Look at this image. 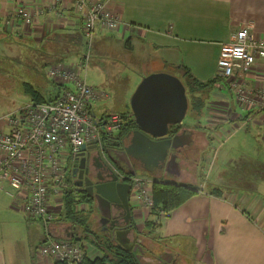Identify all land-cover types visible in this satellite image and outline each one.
I'll list each match as a JSON object with an SVG mask.
<instances>
[{
    "label": "crops",
    "instance_id": "crops-1",
    "mask_svg": "<svg viewBox=\"0 0 264 264\" xmlns=\"http://www.w3.org/2000/svg\"><path fill=\"white\" fill-rule=\"evenodd\" d=\"M102 1L121 15L122 22L114 30L100 32V43L109 48L114 45L133 47L136 41L147 43L165 52L162 54L165 65L176 68L185 64L195 77L212 79L216 76L215 64H218L221 43L230 39L232 27L236 23H249L257 35L264 37V0ZM20 6L28 9L41 8L44 12L30 24H26L15 19L14 11ZM8 19H11L10 24L7 23ZM79 30L85 35L83 19L74 7V0H0V49L4 53V49H10L12 53L9 57L16 59L19 55L17 52L27 54L25 48L19 44L20 39L28 40L31 48L34 45L31 56L34 52L40 59L35 72L44 76L48 74L50 82L51 64L62 65L61 54L80 53ZM194 55L206 57L203 60L205 63L195 68L191 62ZM84 57L85 60L80 55L74 61L85 65L89 55L85 54ZM46 64L51 66L45 67ZM250 74V83L253 86L264 84V59L257 61ZM221 83L224 84L220 81L208 94L204 114L199 118L201 127H195L197 119L194 117L183 122L195 136L192 174L179 181L173 180V176L169 174L156 177L148 173L153 182H190L189 178H194L199 169L198 160L203 158L199 151L202 152L203 148L211 144L215 138L213 132L222 137L227 136L228 139L238 130H244L247 133L254 132L264 140V110L256 112L239 104L228 83L225 82L223 86ZM34 85L39 87V84ZM65 86L73 89L71 84ZM62 87L57 90L58 93L62 92ZM0 129L5 132L9 130L8 123L1 118ZM201 142L202 147L198 146ZM102 157L105 161L106 155L102 154ZM122 159L126 161V157L119 158L121 165ZM68 168L72 169V164ZM131 168L127 166V170L131 171ZM119 169L125 176L127 171ZM138 169L143 170L140 167L134 170ZM134 175L138 176L137 173ZM7 189V184L0 187V264H54V259L42 258L37 252L31 251V237L24 221L27 215L14 203L13 198L6 192ZM248 197L244 193L226 191H223L222 196H217L209 188L206 190L200 187L197 193L173 210L170 217H163V225L158 229L160 236L157 244L171 240L175 246L184 247L182 250L192 246L195 249L196 262L202 264H264V226L244 206ZM131 198L136 210L135 220L143 228L150 216V210L134 192ZM59 211L52 224L51 236L73 239L78 229L60 220L61 210ZM45 237L44 235L43 240ZM82 246L90 257L101 255L99 250L88 243H82ZM167 247L178 260V254L168 244L163 248Z\"/></svg>",
    "mask_w": 264,
    "mask_h": 264
},
{
    "label": "built area",
    "instance_id": "built-area-1",
    "mask_svg": "<svg viewBox=\"0 0 264 264\" xmlns=\"http://www.w3.org/2000/svg\"><path fill=\"white\" fill-rule=\"evenodd\" d=\"M74 7L83 19L89 45L103 30L121 25V15L102 0H74ZM43 12L41 8L20 6L14 14L18 22L30 24ZM259 59H264V37L257 35L249 23H236L230 39L221 43L215 76L228 83L239 104L256 112L264 110V84L253 86L250 71ZM49 75L59 77L61 83L71 84L73 89L63 88L55 101L30 102L19 111L20 116H8L9 130L0 129V187L7 184L6 192L14 203L29 219L44 224L46 237L38 247L40 257L82 264L86 255L82 245L51 236L57 211L62 209L66 176L72 170L68 167L84 144L95 143L106 155L105 139L120 131L124 119L120 113L94 116L93 103L107 94L81 78L76 70L57 65L50 68ZM61 159L67 160L68 166ZM131 182L135 195L151 211L153 181L134 175Z\"/></svg>",
    "mask_w": 264,
    "mask_h": 264
},
{
    "label": "rangeland",
    "instance_id": "rangeland-1",
    "mask_svg": "<svg viewBox=\"0 0 264 264\" xmlns=\"http://www.w3.org/2000/svg\"><path fill=\"white\" fill-rule=\"evenodd\" d=\"M78 33L81 35V47L78 49L80 53L68 54L66 52L61 54L63 63L60 66L76 70L77 74L81 78L86 79L89 84L98 90L106 92L107 95L105 97L93 103L92 113L96 118H101L110 113L128 112L134 91L142 79L150 73L168 72L178 77L181 76V73L174 66H168L163 63L162 54H165V52L159 51L147 43L136 41L133 47L124 48L123 46L114 45L109 48L100 43L98 34L94 37L93 43L89 48V45L87 46L88 38L85 37L81 30ZM32 48H34V45ZM1 49L0 118L5 123H8V116H20L19 111L21 108L30 103L29 95L23 90L24 80L39 84L38 88L43 90L46 96L52 90V94H57L58 89L49 81L47 72L45 73L47 78L44 74L38 75L35 72L38 69L40 59L34 52L32 56H25L24 53L17 52L19 55L16 59H13L9 57L12 53L10 49H4L5 53ZM80 54L89 55L85 65L74 61ZM28 58L31 59V80L22 70V67L26 68L24 65L29 62ZM180 58H182V55H180ZM205 59L206 57L203 55H194L191 62L197 68L196 66L205 63L203 61ZM217 71L218 64L216 62L215 73ZM26 74H29V72ZM50 77L61 81L57 76ZM196 78L201 81L209 80L208 77ZM210 91H213V89L205 88L203 93L205 101ZM190 118V115H186L184 122H188ZM213 133L215 138L211 141V144L203 148L202 152L199 151L203 158L198 160L200 166L195 177L189 178L190 182L184 183L199 185L206 190L214 186H220L226 192L244 193V196H249L244 206L264 226V140L260 135H256L254 132L247 133L244 130H238L233 135H230L228 139H226L227 136L222 137L217 132ZM61 162L64 166L69 164L64 159H61ZM137 174L151 179V176L146 171L137 170ZM80 207L84 208V205H80ZM24 221L31 237V251L39 253L38 247L45 235L44 224L37 219H27V217ZM59 239L73 240L64 237H59ZM75 242L80 245L83 243L81 241ZM144 243L148 246L146 250L148 253L144 257L142 256L143 263L145 259L149 258L148 254L151 250L164 249L163 247L166 244L178 254V264L197 263L195 249L192 246H187L186 249L182 250L184 247L175 246L171 240L161 241L159 244L153 240L152 244H148L147 238L144 239Z\"/></svg>",
    "mask_w": 264,
    "mask_h": 264
},
{
    "label": "trees",
    "instance_id": "trees-1",
    "mask_svg": "<svg viewBox=\"0 0 264 264\" xmlns=\"http://www.w3.org/2000/svg\"><path fill=\"white\" fill-rule=\"evenodd\" d=\"M16 42H18V40ZM19 44H21L25 48L24 50L27 51L25 56H31V44H29L28 40L20 39ZM80 55L81 59L85 58V54ZM27 60H29V62L24 65L26 68L22 67V70L23 73L26 76H29L31 80V59L28 58ZM51 65L57 66L58 63H52ZM47 66H49V64L45 65V67ZM175 69L181 73L179 78L186 87L189 100L187 115L197 119L195 127H201V121L199 118L203 116L206 106V101L204 99L205 95L203 94L204 90L206 87L212 89L220 80L218 77H214L207 81H201L194 76L191 69L185 64H180ZM27 72H29V74H26ZM51 79L52 83L56 86V89L59 90L62 86V88H67V86H65V84L61 83L60 81H57L53 78ZM23 90L27 95H29L30 102L34 103L53 102L60 95V93L52 94V90L49 91L50 94L46 96L44 92L39 90L34 85V83L26 80L23 81ZM120 114L124 119L122 128L108 140L105 139V146H107L109 149L122 147L126 135L138 128L132 113L131 106L128 112ZM183 125L184 123L170 125V136L178 133ZM129 173L133 174L132 170L129 171ZM69 183L70 184H68V188L64 191L63 204L59 219L74 225L78 229L73 240L88 243L101 253L100 256L93 258L87 255L88 253L86 252L85 259L82 264H138L134 254L130 249L121 244L118 240L109 238L101 230V227L97 225V222L95 223L93 220V213H95L97 209L94 205V201L87 196L76 195L74 190L71 188L70 181ZM199 190L200 187L198 185L190 183L178 184L170 180H154L152 184L153 208L150 211V216L144 223L145 230L149 231V234L155 240H157L160 236L158 229H160L163 225V217H170L173 210L181 206ZM209 191H211L213 195L217 196H222L223 194V189L220 186L211 187L209 188ZM80 205H84V208L80 207ZM162 250V248L151 250L148 254L149 258L145 259V261L148 264H163L160 258H158L160 257V252ZM146 253L148 252H145V254ZM54 264L66 263L55 260Z\"/></svg>",
    "mask_w": 264,
    "mask_h": 264
},
{
    "label": "water",
    "instance_id": "water-1",
    "mask_svg": "<svg viewBox=\"0 0 264 264\" xmlns=\"http://www.w3.org/2000/svg\"><path fill=\"white\" fill-rule=\"evenodd\" d=\"M128 41L129 38L126 39V42ZM188 107L186 87L178 76L168 72H154L146 75L131 97V109L138 128L129 132L122 148H113L114 152L123 154L130 166H132L129 160L131 155L145 162L151 160L153 165L160 166L159 162H162V174L179 175L181 170L177 154H172L168 158V153L171 148L180 149L190 145L193 141V132L179 131L170 138L166 136L170 134V125L183 124ZM95 147H97L95 143L89 146L84 144L82 151L72 163L73 173L77 175L80 170L81 176L86 174V184L90 188L93 187H91L92 181L88 176L91 173V152L89 150ZM132 173L133 175L137 173L133 166ZM132 190L133 184L116 180L110 186V192H107L103 186L97 185L96 195L98 199L106 201L109 216H111L112 210L120 209L122 200L123 204L129 208L128 195ZM97 209L103 214L100 201ZM123 232L119 229L117 234ZM127 248L132 251L138 264H144L142 260L144 250L140 242H137L134 247L128 246Z\"/></svg>",
    "mask_w": 264,
    "mask_h": 264
},
{
    "label": "flooded vegetation",
    "instance_id": "flooded-vegetation-1",
    "mask_svg": "<svg viewBox=\"0 0 264 264\" xmlns=\"http://www.w3.org/2000/svg\"><path fill=\"white\" fill-rule=\"evenodd\" d=\"M181 131L185 132H190L188 127H186V124L183 125V127L180 129ZM173 135L170 136L168 134L166 137H172ZM194 136V133H193ZM195 137V136H194ZM158 139V138H155ZM195 139V138H194ZM195 141L185 147H182L180 149H173L171 148L168 153V158L172 154H177V160L180 163V174L179 175H172L173 180H179L181 181L184 179L185 176L191 175L193 172V156L194 153H192V148L193 144ZM202 143V142H201ZM197 146V145H196ZM198 146H203L202 144H199ZM122 148V147H119ZM113 148H107L106 147V160L104 161L102 157V152L98 149V147H95L93 149H90L89 151L91 152V173L88 175L91 179V187L86 184V179L85 175L81 176L80 170H78L77 175L71 172H68L66 176V184L68 188L69 181L71 182V188L74 190L76 195H83L87 196L88 198L92 199L94 201V205L97 206L98 202L100 201V207L103 212V214L100 213V211L97 209L95 213H93V220L95 223L97 222V225L101 227V230L109 237L113 238L116 240H119L124 246H132L134 247L137 242H140L143 245V252L142 256L145 254L146 250L148 249V246L145 245L144 239H148V244H152L153 240L155 243H157L158 239L155 240L150 234L149 231L145 230V228H140L138 226V223L135 220V215H136V210L133 207L134 205L132 204V198L131 194L133 190L129 193L128 195V203H129V208L125 206L124 201L122 200L120 204V209H114L111 211V216H109V210H108V204L106 201L101 200L100 198L98 199L96 195V186L101 185L103 186L104 189H106L107 192H110V186L117 180V182H124V183H129L132 184L131 179L133 174L129 173V170H127V166L131 168H141L145 170L147 173H150L155 175L156 177L158 176H163L164 173L162 174V162H159V165H153L151 163V160L149 162H145L141 159H137L134 156H129L130 166L126 161L123 159V165H121V159L124 158L125 156L123 154H119L117 152L111 151ZM119 168L125 169L126 175L124 176L121 170ZM132 170V168H131ZM116 176L118 178L116 179ZM176 176V177H175ZM91 193V194H90ZM121 229L124 232L120 233L119 235L117 234V231ZM115 235V236H114ZM144 238V239H143ZM160 258L161 262L163 264H177V258L176 256H173V252L170 250V248H164L160 252ZM145 264H148L146 261L144 262Z\"/></svg>",
    "mask_w": 264,
    "mask_h": 264
}]
</instances>
